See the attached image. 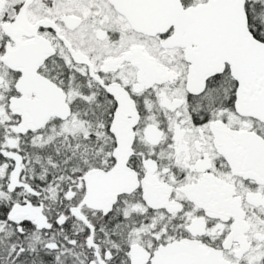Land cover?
<instances>
[{
  "label": "snow or ice",
  "instance_id": "snow-or-ice-1",
  "mask_svg": "<svg viewBox=\"0 0 264 264\" xmlns=\"http://www.w3.org/2000/svg\"><path fill=\"white\" fill-rule=\"evenodd\" d=\"M0 264H264V0H0Z\"/></svg>",
  "mask_w": 264,
  "mask_h": 264
}]
</instances>
